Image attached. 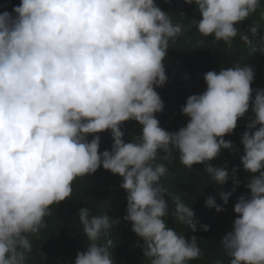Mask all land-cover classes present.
I'll list each match as a JSON object with an SVG mask.
<instances>
[{"label":"clouds","instance_id":"clouds-1","mask_svg":"<svg viewBox=\"0 0 264 264\" xmlns=\"http://www.w3.org/2000/svg\"><path fill=\"white\" fill-rule=\"evenodd\" d=\"M185 3L196 5L200 18L192 25L201 36L228 48L237 35L252 43L238 25L261 8V0ZM258 28L252 24L248 31L256 36ZM187 30L157 0H21L11 12H0V264H26L30 237L46 227L51 206L70 199L73 181L101 165L122 177L124 219L143 239L139 246L149 264L199 259L197 237L186 238L165 219L174 214L195 232L194 210L173 195L170 213L161 183L168 168L155 161H170L175 149L185 167L202 163L212 181L225 184L229 170L210 162L221 149H233L224 137L250 108L241 137L250 194L234 204L237 215L221 245L230 264H264V88H252L253 68L207 71L206 90L187 97L181 112L189 119L177 131L162 128L155 115L164 108L155 88L168 80L167 51ZM130 120L142 127L126 142L122 128ZM104 131L111 132L113 144L101 152ZM237 171L231 170L232 190L219 193L225 204L240 184ZM205 205L224 210L213 196ZM78 215L88 246L77 252L75 264H116L112 240H101L119 220L90 215L88 207Z\"/></svg>","mask_w":264,"mask_h":264},{"label":"trees","instance_id":"trees-1","mask_svg":"<svg viewBox=\"0 0 264 264\" xmlns=\"http://www.w3.org/2000/svg\"><path fill=\"white\" fill-rule=\"evenodd\" d=\"M21 0H0V12L5 10L11 12L13 6L19 5ZM162 10L168 12L173 23H183L187 27L186 33L179 37L167 51L165 58V71L168 80L162 87L155 90L164 102L163 111L155 115L159 119L160 126L167 131H177L187 124L189 117L181 112L189 95L200 94L206 90L204 74L209 70L219 72L221 68L235 65H249L254 70L252 88H264V18L260 12L264 11V0H261V8L248 19L241 22L238 27L249 35L251 44H245L237 35L233 39L232 47L223 42H217L213 37H203L194 25L193 19H199V13L195 11L196 5L187 4L185 0H157ZM252 24H258L260 28L257 35L252 36L248 31ZM200 41H204L201 45ZM256 51L253 52L252 49ZM255 92L253 93V97ZM249 114L238 119L237 127L231 134H226L224 139L233 143V149H221L220 154L210 163L214 167H225L229 170L230 179L223 185L212 181L210 175L205 171V165L195 164L193 168L185 167L179 160V153L173 149L169 160L157 159L155 163H164L168 168L167 174L161 178V183L167 188L168 194L165 199L170 204V213L174 208L171 204V196L178 195L195 213V232L188 226L180 224L174 214L165 217L168 227L175 229L179 234L191 238L197 237L198 246L203 255L189 264H230L221 245L222 238L232 230V224L236 218L234 204L237 199L250 194L247 184L250 174L243 169L241 156L243 145L241 144L242 133L247 130L246 125L250 121ZM141 125L134 120L125 122L122 130L125 133V141L134 139L141 132ZM258 127V126H257ZM100 151L111 150L113 138L110 131L99 133ZM92 136L88 137L91 140ZM164 153L160 152L159 156ZM237 168V179L240 181L238 187L229 196L225 204L219 193L231 191L233 180L231 178L232 168ZM122 177L105 170L101 165L98 170L83 177H78L72 183V196L51 206V215L46 216V227L40 230L37 236L30 237L32 252L28 254L26 264H75L78 251L86 250L88 241L83 233V226L79 222V209L88 207L90 215H103L107 213L113 219L119 220L114 225L106 238L112 240L110 251L116 264H149L148 259L143 256V239L131 229V221L124 217L127 215V192L120 187ZM213 196L216 203L224 210L217 211L208 208L205 200ZM209 225L205 231L201 225Z\"/></svg>","mask_w":264,"mask_h":264}]
</instances>
